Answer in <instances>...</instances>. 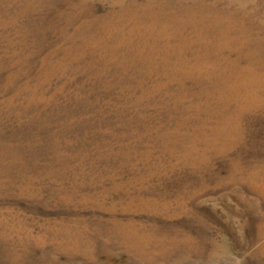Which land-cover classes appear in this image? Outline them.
<instances>
[{"label": "rangeland", "instance_id": "1", "mask_svg": "<svg viewBox=\"0 0 264 264\" xmlns=\"http://www.w3.org/2000/svg\"><path fill=\"white\" fill-rule=\"evenodd\" d=\"M0 264H264V0H0Z\"/></svg>", "mask_w": 264, "mask_h": 264}, {"label": "bare ground", "instance_id": "2", "mask_svg": "<svg viewBox=\"0 0 264 264\" xmlns=\"http://www.w3.org/2000/svg\"><path fill=\"white\" fill-rule=\"evenodd\" d=\"M201 5H203V6H206L205 4H202V3H200V5H199V6H201Z\"/></svg>", "mask_w": 264, "mask_h": 264}]
</instances>
